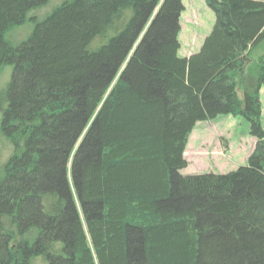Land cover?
<instances>
[{"label":"trees","instance_id":"1","mask_svg":"<svg viewBox=\"0 0 264 264\" xmlns=\"http://www.w3.org/2000/svg\"><path fill=\"white\" fill-rule=\"evenodd\" d=\"M0 0V264H264V0H204L180 58L182 0ZM33 20V19H31ZM241 117L246 166L180 174L198 123Z\"/></svg>","mask_w":264,"mask_h":264},{"label":"rangeland","instance_id":"2","mask_svg":"<svg viewBox=\"0 0 264 264\" xmlns=\"http://www.w3.org/2000/svg\"><path fill=\"white\" fill-rule=\"evenodd\" d=\"M62 1L50 0L46 6L30 13L26 23L7 37L11 46L16 47L25 40L34 27V21H41ZM182 5L184 11L180 16L178 56L187 58L199 51L212 31L215 18L204 0H182ZM11 74V66L0 69V91L9 82ZM259 99L264 129V89L260 91ZM191 138L185 154L189 167L181 171L182 175L226 174L235 171L246 166V158L253 148L249 124L241 117L220 116L216 121L198 123ZM10 153L9 146L0 140V162H4Z\"/></svg>","mask_w":264,"mask_h":264}]
</instances>
